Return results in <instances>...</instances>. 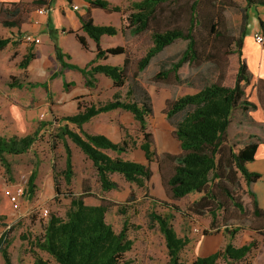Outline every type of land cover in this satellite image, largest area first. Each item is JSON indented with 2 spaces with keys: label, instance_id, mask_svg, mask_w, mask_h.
Returning a JSON list of instances; mask_svg holds the SVG:
<instances>
[{
  "label": "rangeland",
  "instance_id": "374dc122",
  "mask_svg": "<svg viewBox=\"0 0 264 264\" xmlns=\"http://www.w3.org/2000/svg\"><path fill=\"white\" fill-rule=\"evenodd\" d=\"M110 1L116 3L118 0ZM192 2L179 0L163 6L159 20L152 24L149 31L140 35H124L125 38L104 35L103 47L125 44L126 56L131 60L126 69L125 84L121 88L108 85L106 81L112 80L104 74H97L99 79H94L95 87L90 90V94L71 100L67 98L63 81L59 78L51 83V96L48 97L43 87H33L31 83L48 82L49 74L31 77L26 68L22 69L20 62L24 57L21 58L19 45H14V53L8 62L4 61V55H0V137H24L38 131L37 141L27 153L6 155L11 164L10 173L0 161V237L8 232L7 241L10 246L7 252L13 264H33L34 254L48 264H58L47 252L35 246V240L43 237L50 215L65 219L72 199L80 195H83L88 205L104 203L107 206L106 221L116 232L122 229L125 221L129 223V237L134 241L132 250L126 254L130 264H169L165 237L159 225L151 219V213L169 217L177 235L190 240L180 254L184 264H193L198 257L223 250L229 243L239 247L250 242H255L256 247L245 260L228 261L221 258L216 264H264V217L253 213L252 198H247L249 205L244 214L229 205L217 210V218L213 219L208 212L191 211L193 204L203 194L191 193L176 199L168 185V179L176 166L175 159L182 153L175 135V124L182 115L169 119L167 113L178 98L194 94L207 85L214 82H222L226 86L234 84L239 63L237 46L232 38L241 36L243 16L247 11L246 1L200 0L197 12L199 25L194 35L198 51L207 58L212 57L213 61H202V64L196 66L185 64L179 71V79L173 74L167 79H155L161 70L172 67L186 49L187 42L177 40L156 56L143 72H136V62L153 45L152 32L174 28L186 30L190 26ZM262 7L252 6L248 9L246 35L254 34L253 29L260 27L259 12L263 13ZM103 12L100 10L95 14L94 24L119 29L116 27L119 24L118 16ZM217 15L219 18H216ZM211 16L215 17L217 31L223 32V37L210 33V29L204 25ZM98 18H104L105 21ZM260 33L264 36L262 30ZM42 39L46 51L57 44L64 53L71 55L74 63L84 65L87 59L85 53L88 51L80 53L73 36L58 33L51 38L44 34ZM95 51L97 54V45ZM118 58L111 57L107 64H112ZM49 60L53 67L52 58ZM68 72L67 80L77 81V87L83 89L85 86L81 74L74 70ZM12 82L22 83L24 87H11ZM129 89H133L132 96L127 94ZM142 91H147L152 99L153 114L147 118L146 132L153 135L152 149L155 156L150 163L153 176L146 186L139 187L120 174H111L110 178L116 183V188L105 191L92 161L69 137H59V129L65 125L78 129L73 124H67L62 117L74 115L90 105H103L114 100L115 95L123 101L132 102L139 99ZM246 93L249 100L259 99L264 89L256 91L255 86H249ZM104 117L103 122L99 121L98 125L103 126L99 131L114 142L121 143L124 139L128 142L125 153L119 155L107 150V154L112 158L148 164L140 148L144 141L143 133L133 115L117 110ZM85 130L91 132L88 128ZM229 137L231 142H257L260 147L258 160L264 157V105L259 104L255 111L236 110L232 116ZM65 144L71 149L75 172L69 185L64 175L67 158ZM255 169L262 174V178L251 188L257 195L259 206L264 210V169ZM32 174L36 177V192L30 196L27 190ZM18 187L23 188V195L20 205L15 208L5 192ZM231 230L237 232L232 234ZM0 261V264H5L1 252Z\"/></svg>",
  "mask_w": 264,
  "mask_h": 264
},
{
  "label": "trees",
  "instance_id": "16d2710c",
  "mask_svg": "<svg viewBox=\"0 0 264 264\" xmlns=\"http://www.w3.org/2000/svg\"><path fill=\"white\" fill-rule=\"evenodd\" d=\"M179 0H141L133 3L129 9L119 6H111L107 0H88L90 8L86 14L80 16L82 30L97 45L96 57L84 67L65 60H72L68 53H64L57 44L54 45L56 60L59 63L57 72L51 74L49 81H53L64 75L65 71L75 70L80 72L87 87H95V76L104 74L112 80L115 88H121L126 81V69L130 64V58L126 56L127 50L123 46L108 49L101 47V38L104 35L115 36L120 31H131L132 35H140L151 29L152 24L159 20L160 9ZM247 11L252 6H263L264 0H245ZM200 0H193L190 10V26L184 30L179 28L164 31H154L153 45L146 54L136 62V72H143L165 48L171 46L177 40L187 42L179 60L169 69L161 70L155 75V79H167L171 74L179 79V71L185 65L192 66L202 64V61H213L212 57H205L197 49L194 30L199 25L197 12ZM91 8H99L107 12L121 14V28L111 26H98L94 24ZM243 16V29L241 36L233 39L237 46L238 70L235 82L232 86H226L222 82H214L203 87L194 94H187L171 104L167 113L169 119L177 115L182 118L175 124V135L180 142L181 155L176 157V166L173 174L168 179V185L176 199H182L191 193L203 194L200 200L191 207L195 213L208 212L213 219L217 218V210L225 209L229 205L236 208L240 214L247 211L252 198L253 213L264 217V210L259 206L256 193L252 186L256 184L262 175L249 169L248 164L254 162L258 153L257 142L239 143L231 142L229 128L232 116L236 110L255 111L257 105L251 102L246 93V88L251 83V73L248 64L243 57L244 39L247 34L248 13ZM216 18H219L217 15ZM260 28L264 34V19L259 18ZM204 25L210 33L223 37V32L217 31L215 17L208 18ZM70 33H73L70 31ZM80 43L87 48L85 38L77 36ZM11 39L0 38V50H3ZM125 55L124 64H98V60H106L110 56ZM36 57L33 46L20 62V67L25 69ZM135 77L137 79V75ZM97 79V78H96ZM33 87L41 86L48 97L51 96L48 83H35ZM74 82L63 80V88L68 91ZM11 87L23 88L22 83L10 84ZM127 94L133 95V89ZM79 110L81 106L79 105ZM115 110L130 112L139 123L144 141L140 148L148 164L112 158L105 153L111 150L121 155L128 149V142L124 139L121 143H115L106 135L90 134L82 130L84 124L92 118ZM153 114L152 99L147 91H142L138 100L132 102L123 101L118 95L114 100L100 106L90 105L83 111L74 115L62 117L67 124H73L78 129L74 130L65 125L59 129V137H69L82 152L92 161L101 185L105 191L116 188V183L110 178L111 174H120L131 183L139 187L146 186L153 176L150 163L153 162L155 152L152 149L153 135L146 132L147 118ZM79 130V131H77ZM38 131L24 137L12 136L0 137V161L6 167L8 173L11 164L6 155H20L27 153L37 141ZM66 169L65 179L69 185L75 174L70 147L65 144ZM35 175H31L28 182V193L33 196L36 192ZM59 191V188H56ZM107 206L102 203L97 206L86 204L83 195L72 199L71 207L66 218L51 214L45 227L44 235L35 240V246L47 252L58 264H130L126 254L133 248L134 241L129 237V223L124 222L122 229L116 232L111 224L106 221ZM151 219L159 225L160 231L165 237L169 253V264H184L180 254L190 243L187 238H181L174 230L171 219L157 213H151ZM232 234L236 230L230 231ZM8 232L0 237V252L5 264H13L7 249L10 243L7 241ZM256 247L255 242L239 247L228 244L223 250L208 256L196 258L193 264H216L219 259L228 261L245 260ZM35 255L33 264H48L40 256Z\"/></svg>",
  "mask_w": 264,
  "mask_h": 264
},
{
  "label": "crops",
  "instance_id": "0c3cea01",
  "mask_svg": "<svg viewBox=\"0 0 264 264\" xmlns=\"http://www.w3.org/2000/svg\"><path fill=\"white\" fill-rule=\"evenodd\" d=\"M107 1H109L111 6H119L122 9H125L127 7H130L133 3L140 2L141 0H118L116 3L115 2L112 3L110 0ZM73 5H78L80 9L78 11H74ZM44 8H49L47 15H43L40 13V11ZM89 8H90V3L88 2V0H0V38L11 39V43L8 44L3 50H0V55L1 54L4 55V58L6 59L4 61L8 62L12 54L14 53V45H19V50H20L19 52L21 58H23L27 54L29 48L33 46L36 57L30 62L29 66L26 68V71H28V74L31 77H38L41 75L46 76L47 74H49V79H50L51 74L58 71L59 63L56 60L54 47L53 49L51 47V49L48 51L45 50L42 35L46 34L49 35L51 38H53V35L62 33L64 35L73 36L75 38L77 49L80 53H84V51H88L87 53H85L87 59L85 60L84 65H79L80 67H84L96 57V51H95L96 43L82 30V23L80 21V16L85 15ZM100 10L102 9L91 8V13L95 22H96L95 14L97 12H100ZM262 10L263 13L259 12V15L261 19H264V7H262ZM103 11L106 12L107 14H116L118 16L119 24L116 27L120 29L121 14L116 12H107L105 10ZM100 17H102V15H100ZM98 19H100V21H105L104 18L102 19L98 18ZM97 23L100 22H98L97 20ZM44 29L46 30L45 33H43ZM253 30H254V34L256 32L261 31L260 27H255ZM70 31H72L73 33H70ZM25 34L34 35L35 37L40 39V43L30 44L24 42L22 40V37ZM129 34H132L131 31H127L125 33H122L120 31L116 35V37L121 36V38L122 37L125 38V36ZM254 34L246 35L244 39V46L242 52H243V57L245 58L248 64L249 71L252 76L251 83L249 86H255L256 91H259V89L261 90L264 89V47L258 45L255 42ZM77 36H81L85 38L87 43V48H84V46L78 40ZM105 37L106 36H103L101 38L102 48L103 49L112 48V47H103L102 42ZM17 40L22 41V43H19ZM120 46L126 47L125 44H121ZM111 57L114 56H110L106 60H101V62H98V64L110 63ZM115 57H119V58L114 60L112 65L122 66L124 64L125 56H115ZM49 58H52L53 60L52 61L53 67ZM65 61L68 63H74L72 60L66 59ZM68 71H72V70H68ZM68 71H65L64 75L59 77L62 79V81L64 80V78L67 80L66 76L67 73H69ZM95 77L99 79L98 75H96ZM59 78H56L53 81L48 80L47 83L49 85L50 92H51V83L53 84V82ZM72 82H74V85L71 86L68 91H65L67 98H70L71 100L76 99L78 96L81 95L90 94L91 92L90 90L94 89L86 86L84 78H83V84L85 87H83V89L77 87V81L73 80ZM106 82L108 85L109 84L113 85L112 81L107 80ZM250 101L255 103L258 109L259 104L264 105V94L259 99H253V100L250 99ZM109 113L111 112L103 113L92 118L89 122L83 125L82 130L90 134L105 135L99 131L103 129V126H99L98 124L99 121L103 122L105 119L104 116H106ZM89 124L92 125L88 126ZM86 128L90 129L92 133L87 132L85 130ZM106 136L108 137V135ZM105 153L107 154V151H105ZM257 155L258 156H256V160L254 161V163L253 162L249 163L248 167L252 171L259 172L255 168L259 167L264 169V157H260V160H258L260 156L259 152L257 153Z\"/></svg>",
  "mask_w": 264,
  "mask_h": 264
},
{
  "label": "built area",
  "instance_id": "2783aa9c",
  "mask_svg": "<svg viewBox=\"0 0 264 264\" xmlns=\"http://www.w3.org/2000/svg\"><path fill=\"white\" fill-rule=\"evenodd\" d=\"M80 7L78 5H73V10L78 11ZM49 11V8H44L40 11L41 14L47 15ZM22 40L26 43L30 44H39L40 39L35 37L32 34H25L22 37ZM254 40L257 44L260 46H264V36L260 32H256L254 34ZM6 196L9 198V201L14 205L15 208H17L20 205V199L23 195V188L18 187L15 190H7L5 192Z\"/></svg>",
  "mask_w": 264,
  "mask_h": 264
}]
</instances>
